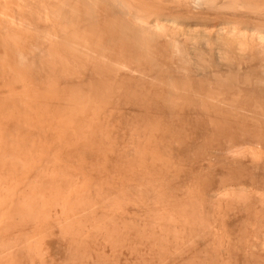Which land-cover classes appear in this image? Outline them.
Returning a JSON list of instances; mask_svg holds the SVG:
<instances>
[{
  "label": "rangeland",
  "instance_id": "1",
  "mask_svg": "<svg viewBox=\"0 0 264 264\" xmlns=\"http://www.w3.org/2000/svg\"><path fill=\"white\" fill-rule=\"evenodd\" d=\"M0 1V264H264L263 40Z\"/></svg>",
  "mask_w": 264,
  "mask_h": 264
},
{
  "label": "bare ground",
  "instance_id": "2",
  "mask_svg": "<svg viewBox=\"0 0 264 264\" xmlns=\"http://www.w3.org/2000/svg\"><path fill=\"white\" fill-rule=\"evenodd\" d=\"M8 1H10V0H8ZM7 1V2H8ZM16 1V2H15ZM0 2H2V1H0ZM4 2V1H3ZM3 2H2V4H3ZM6 2V1H5ZM11 3H12V1H10ZM10 2H9V4H10ZM13 2H15V3H12L13 4V6L15 5V6H17V7H19L21 10L22 9H24V10H26V12H28L30 15V18H28V17H25V14L24 15H20V16H17V18L19 19V17H20V19L22 20V21H26V23L27 24H30L29 23V19H31L32 17H34L35 15H37V13H39V11H41L40 12V14L38 15L39 16V18H40V21H41V19L43 20V19H45V20H43V21H48V20H50V21H48V23H50L51 21H55L54 22V24L56 23V22H59V23H63V25L62 26H64L66 23H70V19H73L72 18V16H73V14L74 15H76L75 14V12L73 13V12H71V13H73L72 14V16L69 14L70 13V11H68L69 13H67V11H66V9H68L69 10V8L72 10V8L74 7V9L76 10V8H75V6L76 5H78L79 7L77 8V10L78 9H85L86 10V14L84 15V18L82 19V17H83V15L79 18V15H80V13L81 12H78V17L77 18H79V19H77V20H83V22L81 23L80 21H76V18L74 19L76 22V24L75 23H73V21L74 20H71V24H72V27L74 28V26L75 25H78L79 26V24L81 23V26H82V24L83 25H89V23L91 24V18L92 19H95V20H98L100 23H98L97 21H95V20H93L92 22H97V24H96V28L98 29V28H100V26H97L98 24H101V22L103 23V21H101L100 19L101 18H103V19H105V21L106 20H108L109 22L110 21H112V22H116V23H114V24H119L120 23V25L122 26V29H121V27H119L118 25V27L117 28H120L122 31H119V30H117V28L116 27H113V28H116V29H113L114 30V32H116V34L115 35H117V34H119L120 32L123 34V35H125L127 38L128 37H133V36H135V35H137V37H139V38H137V39H141V38H144V36L142 37V35H149V36H145V38L146 39H148L147 37H150L151 38V36H152V39L154 38V40H155V38L156 37H158L159 38V36L158 35H160L161 37H164L165 36V34H167L165 37H167V36H171L172 34V29L171 30H168V31H171V33L170 32H167V26H174L173 28L176 30V28L175 27H177L178 26V28L180 27V26H182V25H184V27H185V24L188 26L187 28H191V25H189V24H193V21H191V19L192 18H190V12L192 13V10L194 11V13L195 12H198V14H200L199 16H198V14H197V16H195L196 18H197V20H199L198 19V17L200 18L201 16H203V15H206V16H208L209 17V15L208 14H210V15H216V16H218V15H220V18H222L221 17V15H226V17L227 16H229V17H231L230 18V21H229V19L227 20V21H224V19H223V21L222 22H220L219 23V25H218V30H219V32H218V30L216 31V29L217 28H215V26L213 27V29H214V31H216V33H220L221 35H224V37L226 36H228V37H231V38H235V39H246L245 41V43H248L247 41L250 39H255V41H256V39H258V41L257 42H259V41H261V40H263V42H264V0H13ZM16 3H19V4H16ZM7 4V3H6ZM22 6H21V5ZM1 5V4H0ZM4 5H5V3H4ZM3 5V6H4ZM11 5V4H10ZM6 6V5H5ZM7 6H8V4H7ZM7 6L5 7V8H7ZM14 6V7H15ZM9 7V6H8ZM22 7V8H21ZM164 8L163 10L165 11L166 9L167 10H169V12H170V10L171 9H173V8H175L176 10L177 9H179V10H189L190 8H193L190 12H188V16H189V18H187V19H183L184 21H188L187 23H185V22H182V24H180L181 22L179 21V20H181L182 21V18L181 19H179V20H177V17L178 16H176V18H174V13L176 12L175 10H173V11H175L174 13H173V11H171L172 12V14H174V15H169L170 16V18L167 16L168 15V13H165L163 10L160 12L161 14H163L164 15V18H166V16H167V18L166 19H163L162 17V15L159 13V14H157L160 10H159V8ZM12 8V7H11ZM74 9H73V11H74ZM100 9H103V10H105V11H107L106 13H103V15L104 16H101V14H100ZM19 10V9H18ZM17 10V11H18ZM84 10V11H85ZM157 10H159V11H157ZM14 11H16V10H14ZM82 11V10H81ZM91 11V12H90ZM104 11V12H105ZM25 12V11H24ZM89 12V13H88ZM163 12V13H162ZM181 12V11H180ZM179 12V13H180ZM101 13H102V11H101ZM182 13H183V11H182ZM184 13H186V12H184ZM14 14V13H13ZM22 14V13H21ZM33 14V15H32ZM82 14H83V12H82ZM92 14V15H91ZM167 14V15H166ZM176 14H177V12H176ZM15 15V14H14ZM14 15H13V17H14ZM43 15H44V17H43ZM76 15V16H77ZM90 18H88L87 16ZM159 15H161V16H159ZM179 15V14H178ZM182 15V14H181ZM86 16V17H85ZM101 16V17H100ZM173 16V18H171ZM187 17V14L186 15H183V17ZM193 16V15H192ZM205 16V20H207V17ZM15 17H16V15H15ZM15 17H14V19H15ZM37 17V16H36ZM73 17H75V16H73ZM204 17V16H203ZM219 17V16H218ZM228 17V18H229ZM237 17H239V19L240 18H242V17H246L245 19H249V20H251V22H253V23H255V24H251V22L248 20L247 22V24L248 25H243V26H241L242 24H239V23H236V19H234V21H235V23L233 22V20H232V18H237ZM38 18V17H37ZM85 18H87V19H89V20H86ZM162 18V19H161ZM179 18V17H178ZM211 19L210 20H212V22L214 21V16H213V18L212 17H210ZM224 18H225V16H224ZM86 20V22H85V20ZM102 19V20H103ZM190 21H189V20ZM216 20L217 19H219V18H215ZM197 20H196V22H197ZM204 20V19H203ZM209 20V19H208ZM209 20V21H210ZM232 20V21H231ZM241 20V19H240ZM239 20V21H240ZM243 20H244V18H243ZM243 20H241V21H243ZM18 21V20H17ZM88 21H90L89 23H87ZM104 21V22H105ZM117 21H119L118 23H117ZM163 21H164V23H165V25H164V23H163ZM165 21H167V23H171L170 25H167L166 24V22ZM176 21H178V22H180L179 24L176 22ZM195 21V20H194ZM219 21H221L220 19H219ZM238 21V20H237ZM238 21V22H239ZM256 21V22H255ZM33 22V21H32ZM80 22V23H79ZM109 22H107L106 21V23H104V25L106 26L107 25V23H108V25L106 26L107 28H109V29H107V32H108V30H110L111 28V26H109V24L111 23H109ZM195 22V23H196ZM206 22V21H205ZM244 22H245V20H244ZM250 22V23H249ZM14 23V22H13ZM25 23V24H26ZM58 23V24H59ZM65 23V24H64ZM86 23V24H85ZM94 23H92L93 25H95ZM185 23V24H184ZM189 23V24H188ZM194 23V24H195ZM198 23H201V21L200 22H198ZM197 23V24H198ZM202 23H204V21L202 22ZM202 23L201 24H199V26L198 27H200V25L202 26ZM208 23V22H207ZM216 23L218 24V22L216 21ZM243 23V22H242ZM246 23V22H245ZM53 24V25H54ZM70 24V25H71ZM75 24V25H74ZM91 24V25H92ZM196 24V25H197ZM205 24V23H204ZM214 24V23H213ZM234 24H238V25H234ZM41 25H43V24H41ZM51 25V24H50ZM57 25V24H56ZM60 25V24H59ZM92 25V27H94L95 28V26H93ZM113 25V24H112ZM167 25V26H166ZM195 25V26H196ZM210 25V24H209ZM216 25V24H215ZM29 26V25H28ZM44 26V25H43ZM55 26V25H54ZM62 26H60L59 28H61L60 30L62 31V33H63V31L64 30H62ZM66 27L68 26V29L67 30H69L70 28H72V27H70L69 28V25H65ZM194 26V27H195ZM241 26V27H240ZM33 27V26H32ZM36 27V26H35ZM45 27V26H44ZM87 27H89V29H90V25L89 26H87ZM92 27H91V29H92ZM105 27V28H106ZM183 27V26H182ZM184 27H183V29H184ZM194 27H192V28H194ZM197 27V26H196ZM211 27V26H210ZM216 27H217V25H216ZM47 28V27H46ZM53 28V27H52ZM63 28H65V27H63ZM73 28H72V30L70 31V32H72L73 31ZM75 28H77L78 29V27H75ZM74 28V30H76ZM80 28V27H79ZM84 28V27H83ZM93 28V29H94ZM190 28L189 29H186V27H185V30H190ZM28 29V28H27ZM43 29V28H42ZM86 29V28H85ZM92 29V30H93ZM196 29H200V28H196ZM201 29H202V27H201ZM200 29V30H201ZM24 30V29H23ZM29 30V29H28ZM46 30V29H45ZM48 30V32L50 31V32H54V31H52V30H54V28L52 29V30H50L49 28L47 29ZM57 30H59V29H57ZM59 30V31H60ZM79 30V29H78ZM104 30V29H103ZM102 30V31H103ZM119 31L118 33H117V31ZM175 30H174V32H175ZM180 30V29H179ZM178 30V31H179ZM181 30H182V28H181ZM180 30V31H181ZM195 30V29H194ZM204 30V32H206L205 31V29H203ZM80 31H82V29L80 30ZM96 31V30H95ZM112 31V30H111ZM110 31V32H111ZM184 31V30H183ZM182 31V32H183ZM211 31H212V28H211ZM42 32V31H41ZM69 32V31H68ZM74 32V31H73ZM77 32H79V31H76V32H74L75 33V35L73 36V37H77L78 35H76L77 34ZM83 33H85L84 32V29H83V31H82ZM81 32V33H82ZM93 32H94V30H93ZM101 32V31H100ZM176 32H177V30H176ZM191 33H192V30L190 31ZM198 32V31H197ZM208 32V31H207ZM27 33V32H26ZM64 33H67L66 32V29H65V31H64ZM73 33V34H74ZM82 33V38L81 39H84L86 36L84 35ZM109 33V32H108ZM112 34H113V32H111ZM170 33V34H169ZM188 33V32H187ZM202 33V32H201ZM213 33H215V32H213ZM55 33H53L52 35H54ZM56 34H57V32H56ZM70 34V33H69ZM73 34H71V35H73ZM80 34V33H79ZM88 34H91V33H89V31H88ZM93 34H95V33H93ZM103 35H104V33H102ZM102 34H100V35H102ZM106 34V33H105ZM112 34H111V36H112ZM139 34V35H138ZM176 34V33H175ZM174 33H173V36L175 35ZM182 34V33H181ZM200 34V33H199ZM204 34V33H203ZM212 34V33H211ZM92 35V34H91ZM98 35H99V33H98ZM102 35V36H103ZM115 35H114V37L113 38H116L115 37ZM121 36L122 38H125L124 36ZM153 35H154V37H153ZM157 35V36H156ZM164 35V36H163ZM189 35V34H188ZM206 35H208V34H206ZM210 35V34H209ZM217 35H219V34H217ZM55 36H57V35H55ZM58 36H60V35H58ZM85 36V37H84ZM93 36V35H92ZM101 36V37H102ZM105 36V35H104ZM140 36H141V38H140ZM210 36H212V35H210ZM64 37H65V35L63 34V37H61V38H63L64 39ZM66 37H68V35H66ZM72 37V38H73ZM79 37V36H78ZM77 37V38H78ZM111 37V38H112ZM131 37V38H132ZM160 37V38H161ZM198 37H199V35H198ZM201 37H204V36H201ZM227 37V38H228ZM87 38V37H86ZM96 38V37H95ZM126 38V39H127ZM135 38V37H134ZM136 38H135V40H136ZM145 38L144 39H142V40H144L145 41ZM221 37L219 36V40H223V39H220ZM231 38H229V39H231ZM118 39H120V38H118ZM133 39V38H132ZM132 39H128V40H132ZM152 39H148V41H152ZM104 40H105V38H104ZM113 40V39H112ZM120 40H122V39H120ZM233 40V39H232ZM113 41H115V40H113ZM117 41V40H116ZM126 41V40H125ZM137 41V40H136ZM136 41H134L133 40V42H136ZM228 41V40H227ZM235 41V40H234ZM237 41V40H236ZM124 42V41H123ZM132 42V41H131ZM143 42V41H142ZM226 42V41H225ZM224 42V43H225ZM238 42V41H237ZM239 42H240V40H239ZM242 42L244 43V40H242ZM252 42V41H251ZM254 42V41H253ZM129 43H130V41H129ZM137 43V42H136ZM147 43V42H146ZM229 43V42H228ZM227 43V44H228ZM242 43V44H243ZM139 44H141L140 42H139ZM237 44V43H236ZM241 44V45H242ZM264 44V43H263ZM232 45H233V42H232ZM244 45H246V44H244ZM260 45H262L261 44V42H260ZM236 46H238V45H236ZM245 46H243V48H244ZM239 48V47H238ZM240 49H242L241 48V46H240V48H239V50ZM26 213V212H25ZM18 214H20V212L18 213ZM19 216V215H18ZM19 219H20V217H19ZM25 219V218H24ZM23 220V219H22ZM10 237H12V236H10ZM1 239V238H0ZM8 239H9V237H8ZM17 240H18V238H16ZM11 240V239H10ZM7 241V240H6ZM2 243L1 244H3L4 242L3 241H1ZM8 242V241H7ZM11 242V241H10ZM9 242V243H10ZM15 242V241H14ZM13 242V243H14ZM9 243H6L5 242V244L4 245H8ZM0 244V245H1ZM10 244H12V242L10 243ZM12 245H14V244H12ZM15 245H16V243H15ZM10 246V245H9ZM7 247V246H5L7 249L8 248H10V247ZM17 246H18V244H17ZM0 247H3V245L2 246H0ZM6 248H4V249H6ZM3 249V248H2ZM10 249H12V247L10 248ZM17 249V248H16ZM19 249V248H18ZM1 251V250H0ZM7 252V251H6ZM5 252V253H6ZM9 252V251H8ZM12 252V251H11ZM2 254V253H1ZM10 254V253H9ZM12 255V254H11ZM2 256H5L4 254L2 255ZM0 258H1V256H0Z\"/></svg>",
  "mask_w": 264,
  "mask_h": 264
}]
</instances>
